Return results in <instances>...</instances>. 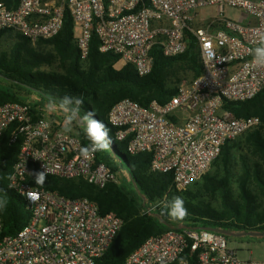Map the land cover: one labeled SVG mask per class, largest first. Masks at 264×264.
Segmentation results:
<instances>
[{
  "label": "built area",
  "instance_id": "obj_1",
  "mask_svg": "<svg viewBox=\"0 0 264 264\" xmlns=\"http://www.w3.org/2000/svg\"><path fill=\"white\" fill-rule=\"evenodd\" d=\"M226 5L242 13L230 18ZM208 7L214 12L203 15ZM65 12L73 19L83 61L96 36L100 51L119 54V63L132 64L140 76L152 69L154 45L174 56L187 49L186 35L194 39L202 72L181 80L169 101L153 100L145 107L123 97L108 113L114 137L127 140V152H150V170L171 172L177 190L199 180L226 141L260 123L255 115L235 116L224 102L248 100L264 88V68L252 65L257 34L264 33V0H0V31L20 33L33 43L49 39L61 30ZM47 104L36 93L25 103H0V141L6 132L11 141L22 140L8 187L13 185L9 189L18 195L23 189L36 196L30 201L19 195L30 219L16 234L0 236V264H96L123 219L113 210L101 212L87 197H65L29 179L47 169L46 175L82 177L104 187L119 184L121 174L105 161L96 162V153L85 159L81 137L65 130V114L58 108L49 111ZM2 225L0 216V233ZM165 254L166 264L181 259L189 264L193 256L192 264H264L241 260L225 234L206 227L171 228L149 236L123 264H158Z\"/></svg>",
  "mask_w": 264,
  "mask_h": 264
},
{
  "label": "trees",
  "instance_id": "obj_2",
  "mask_svg": "<svg viewBox=\"0 0 264 264\" xmlns=\"http://www.w3.org/2000/svg\"><path fill=\"white\" fill-rule=\"evenodd\" d=\"M7 34L12 42L8 48H0V103H25L26 96L31 93L47 102L50 98L59 101L64 96L82 98L84 104L80 116L95 111L94 118H103L111 140L106 151L96 153V162L105 161L114 169H118L121 163L131 178L133 187L129 191L115 182L99 187L82 177L46 175L42 186L36 185L33 177L29 179L31 184L56 190L65 197H87L98 205L101 212L113 210L123 219L121 230L96 264H123L127 255L145 238L171 228L264 232V88L248 100L224 102V106L237 117L255 115L260 118V123L245 134L241 146L245 147L244 152L236 157L233 149L240 144L234 140L226 141L212 163L216 171L205 172L200 180L180 191L174 186L171 172L150 170V152H119L111 139L115 128L108 121V113L111 106L123 97L145 107L153 100L165 104L175 94L181 80L198 76L203 66L190 35H186L187 49L174 56H165L161 46L154 45L150 52L152 69L140 76L130 63L117 66L119 54L100 51L96 36H92L88 57L83 61L74 40V22L68 12L64 14L59 33L49 39L37 40L35 45L20 33L2 30L0 47ZM187 74L190 76L186 77ZM31 107L36 108V104ZM72 122L75 126L73 132L87 146L89 141L85 138L84 125L78 119ZM21 141L20 136L11 141L8 132L0 141V198L7 201L6 208L0 211L3 223L0 236L16 234L30 219L22 197L8 187ZM120 142L126 148L127 140ZM232 177L237 182L236 195L229 186ZM218 194L222 204L219 209L199 198ZM176 196L183 198L187 215L183 220L173 221L162 212L166 211L164 205ZM187 252L188 249L185 254ZM194 257L190 258L189 264Z\"/></svg>",
  "mask_w": 264,
  "mask_h": 264
},
{
  "label": "clouds",
  "instance_id": "obj_3",
  "mask_svg": "<svg viewBox=\"0 0 264 264\" xmlns=\"http://www.w3.org/2000/svg\"><path fill=\"white\" fill-rule=\"evenodd\" d=\"M257 35L258 45L252 50V65L257 68H264V33H258ZM83 104L84 101L80 97L64 96L59 101L50 98L46 107L49 111H56L58 108L65 114V130L69 129V125L73 120H80L81 124L84 125L85 138L89 141L87 146L80 149V153L85 159H88L97 152L106 151L111 144V140L109 139L106 125L94 118L95 111H87L82 117L80 116ZM47 173V169L46 172H35L33 177L35 184L42 186L45 183ZM9 187H13V185H9ZM19 195L26 196L30 201H35L36 199V196L29 190L24 191L21 189ZM6 206L7 201L0 198V211H3ZM164 209L166 211L162 212V214H166L173 221L183 220L187 215L184 200L179 196L174 197L171 202L166 203ZM157 260L158 264H166V254L158 257ZM180 264H185V261L181 259Z\"/></svg>",
  "mask_w": 264,
  "mask_h": 264
},
{
  "label": "rangeland",
  "instance_id": "obj_4",
  "mask_svg": "<svg viewBox=\"0 0 264 264\" xmlns=\"http://www.w3.org/2000/svg\"><path fill=\"white\" fill-rule=\"evenodd\" d=\"M226 10L225 13L228 14L230 18H233L234 16H238L242 13L241 10L235 9L231 6L226 5ZM214 12L213 8L208 7L206 9H203V15L205 14H210ZM209 16V15H208ZM12 42V38L10 36L5 35L4 38L2 39V44H1V49L8 48L10 43ZM33 45H35L33 43ZM190 74H187L186 77H189ZM187 78L183 79L186 80ZM30 96H26L27 98ZM100 121H103V118H100ZM71 132L75 131V126L74 123L71 122L69 125V129ZM248 133V132H247ZM245 134H242L241 136L237 137L234 141L238 142L240 145L238 147H235L234 154L237 157V155L240 152H244L245 147L242 148L241 146L244 144L245 140ZM111 139L114 141V143L117 146V149H119V152L121 153H126V148L122 145V143L117 140L114 135L111 136ZM120 158L122 159L124 163V159L121 154H119ZM119 161V160H118ZM210 173H213L216 171V167L214 164L211 165L210 169L208 170ZM119 172L121 174V177L119 178V184L123 186L127 191L131 190L133 185L131 182V179L128 175V172L121 166V163L119 164ZM240 172V171H239ZM220 174L222 171L219 172ZM201 179V178H200ZM199 179V180H200ZM229 186L233 192L234 195L237 194L238 188H237V182L235 178H231L229 181ZM203 201L209 202L214 208L219 209L222 207L221 200H220V195H216L215 197L211 196H203L201 195L199 197ZM232 232H240L236 230H230ZM227 241H228V246L234 249H237L238 251V257L245 261L246 259L251 258L252 260L256 261H264V235H243V236H235V235H226Z\"/></svg>",
  "mask_w": 264,
  "mask_h": 264
},
{
  "label": "water",
  "instance_id": "obj_5",
  "mask_svg": "<svg viewBox=\"0 0 264 264\" xmlns=\"http://www.w3.org/2000/svg\"><path fill=\"white\" fill-rule=\"evenodd\" d=\"M225 235H235V236H243V235H264L263 231H240V232H232L230 230H217Z\"/></svg>",
  "mask_w": 264,
  "mask_h": 264
},
{
  "label": "crops",
  "instance_id": "obj_6",
  "mask_svg": "<svg viewBox=\"0 0 264 264\" xmlns=\"http://www.w3.org/2000/svg\"><path fill=\"white\" fill-rule=\"evenodd\" d=\"M121 65H123V64H122V63H118V64H117L118 67L121 66ZM65 119H66V117H64V120H63V122H62V123H63V126L65 125ZM64 128H65V126H64ZM118 169H119V168H118Z\"/></svg>",
  "mask_w": 264,
  "mask_h": 264
}]
</instances>
